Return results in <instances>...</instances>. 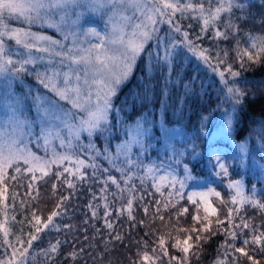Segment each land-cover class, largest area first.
Instances as JSON below:
<instances>
[{
    "label": "snow or ice",
    "instance_id": "obj_1",
    "mask_svg": "<svg viewBox=\"0 0 264 264\" xmlns=\"http://www.w3.org/2000/svg\"><path fill=\"white\" fill-rule=\"evenodd\" d=\"M81 6H86L87 11L91 13L103 12L107 15L105 25L107 31L104 34L99 33L95 28L84 31L83 35L96 38V42L90 43L88 47L79 41L78 37L81 33L65 31L71 18V10L79 9ZM244 7V3L240 0H0V89H3L0 91V215L4 216V219L0 220V234L3 235L0 247L6 246L4 255L0 256V264H28L29 249L33 241L38 238L37 234L52 225L53 218L60 215L59 211H53L46 221H42L33 212L32 221L29 223L34 232L28 234L27 247H24L25 241L21 233L16 237V243L20 248H16L8 239L10 225L6 212L8 187L5 180L16 181L18 187H23V181L27 179V194L30 196L38 179L36 173L39 172V179H42L52 174V168L55 166L56 180L63 177L67 187L74 189L76 185L68 177H75L79 181L86 180L87 175L83 171L85 168H92L95 177L98 168L96 160L101 156L109 163L108 168L102 169L106 174L103 181L104 188L101 189L103 195L100 197L104 201V226L108 229L113 228V224L108 220L112 212L107 195L109 185H113L116 189L112 193L114 199H122L125 193L128 196L126 206L117 209L118 214L127 211L129 219L134 220L133 203L139 199L146 216L149 215L150 208L154 209L148 224L143 220L139 223L151 228V224L159 220L161 229H167L166 233L158 235L157 240L154 241L158 245L160 256L153 258L146 250L142 253L138 251L141 264H156V260L160 257H167L168 264L173 262L190 264V254L198 258L201 242L206 243L211 236L216 235L217 231L225 232L226 240L231 239L232 243L226 245L228 249L247 257L252 264H258L252 256H249L246 248L249 244H253L264 252L262 246L264 232L257 235L258 229L253 228L250 220H246L240 213L245 205L264 212V202L257 199L255 193L251 196L246 195L240 181H229L227 184L232 206L227 207L226 216L221 218L212 198L225 206L229 201H225L215 188L207 187L206 190L194 188L186 193L188 182L195 177L187 164L183 165L182 177L176 174V165L181 163L182 152L177 153L173 147L165 146V150L171 152L168 159L161 160L160 163H144L141 157L147 150L145 137L148 130L141 120L124 125L127 138L116 145L114 154L108 149L101 153L92 143V137L103 136L110 131L112 126L110 114L119 111L114 106V97L133 74L138 58L144 54L149 58L152 57V52L146 53V45L157 37L160 26L164 24L169 26L170 32L179 33L182 37L180 43L219 76L221 91L232 102L235 113L238 107L243 105L247 92L238 86L237 78L241 72L234 70L232 63H229V50L227 48L218 50L215 57L207 55L209 50L202 49L199 44L190 40L188 31L182 28L180 21L191 19L200 24L197 40L203 39L210 30L211 38L217 41L233 37L234 62L239 63L241 69H246L249 63L258 64L264 60V35L246 33V40L241 43L238 35L240 28L236 21L244 17L235 16L234 9L243 12ZM83 14L78 11L76 20L72 23L76 24ZM13 21L18 26H11ZM34 25L57 29L61 32L63 40H56L33 31ZM188 27H191V24ZM221 27L224 28L223 31L220 30ZM65 41H70V44L66 45ZM176 47L177 44L173 42L171 48L174 50ZM172 54V51L165 50L163 57L165 63L171 64ZM157 59H160L159 56ZM37 64L44 65V71L35 72L37 80L53 96L35 98L38 115L36 121H29L21 112L20 100L6 89L19 74H31L29 65L35 69ZM222 64L225 65L223 70L220 68ZM61 102H65L70 107H66ZM37 121L40 131L33 136L32 124ZM227 124L231 129L232 115L228 116ZM25 128L28 130L25 131ZM200 131H205L203 123ZM82 133L87 134V145L80 143ZM57 143L64 151H57ZM31 144L42 147L45 155L43 157L37 155L32 151ZM82 147L88 149L87 161L77 154V149ZM134 149H138V152H134ZM239 151L242 157L247 156L246 145H240ZM215 160L218 168L216 175L227 176L228 168L221 157L216 156ZM65 161L69 166H64ZM241 162L243 163V159ZM260 167L264 169V165ZM61 168L63 171L60 170ZM9 169L12 170L11 176L8 174ZM113 170L120 174L119 178L111 174ZM65 173L68 174L67 177ZM137 180L139 185L135 183ZM146 180L151 181V188L154 191L147 190ZM52 190L55 193V183L52 185ZM37 194H39L38 189ZM17 197L18 193L13 192V204ZM146 197L151 200L146 202ZM67 199V196L61 197L56 205L57 209H60ZM185 199L189 205L194 206L190 228L181 226L180 222L181 216L189 214V208L180 205ZM20 203L22 209L25 202ZM98 207L99 205L89 204L93 219L97 218ZM172 209L175 211L172 212ZM165 212L170 213L167 218ZM234 214L239 217V223L233 222ZM212 217H215V221ZM12 220H15L14 215ZM226 222L228 227L225 229L221 226ZM244 229L249 230L250 237L245 236ZM55 230L59 231L58 228ZM151 231L155 233L156 229ZM173 232L177 234L173 235ZM179 233L184 235L181 236ZM148 235L149 232H146L145 236ZM238 238L242 246L236 245ZM113 239L121 240L122 237L117 233ZM169 239L172 241L171 248L181 253V256H169ZM136 243L147 248L145 240ZM59 244V241L50 244L47 251L57 252ZM8 248H11L10 256ZM194 248L197 251L194 252ZM83 251L84 249L81 248L80 252ZM152 252L156 253L157 248L154 247ZM68 256L75 260L78 258V253L72 251ZM235 259L233 257L234 261ZM217 264H226V261H217Z\"/></svg>",
    "mask_w": 264,
    "mask_h": 264
},
{
    "label": "trees",
    "instance_id": "obj_2",
    "mask_svg": "<svg viewBox=\"0 0 264 264\" xmlns=\"http://www.w3.org/2000/svg\"><path fill=\"white\" fill-rule=\"evenodd\" d=\"M240 2L245 5L244 11L234 9V15L244 17V19L236 21L240 28L238 35L243 44L246 40V33L264 35V0H240ZM177 19H179V13H177ZM221 19L223 20V17ZM180 23L182 28L188 31L190 40L199 44L202 49L209 50L207 55L215 57L218 50L225 48L229 50V63H232L234 70L241 72L237 78L238 86L247 92L243 105L233 113V104L221 91L220 80L216 73L200 65L194 58L179 51L180 49L168 48L173 54L171 64L165 63L163 44L151 40L146 45V53L152 52V57L149 58L147 54H144L138 58L133 74L120 87L113 99L114 106L119 111L110 114L109 119L112 125L110 131L103 136L92 137V143L101 153L108 149L114 154L116 145L127 138L124 125L126 123L134 124L136 120H141L148 130L145 137L147 150L141 157L144 163H160L161 160L168 159L171 152L166 151L165 146L173 147L177 153L182 152L181 163L176 165L179 176H183V165L187 164L195 177L189 182L211 181L212 187L221 193L225 201H229V204L225 206L214 197L212 198L214 206L219 210V216L224 218L227 214V207L232 206L228 200L230 191L225 187L229 181H240L246 195L251 196L255 193L256 198L264 202V169L260 167V165H264V60L258 64L249 63L246 69H241L239 63L234 62L235 52L232 49L235 47V39L233 37L217 41L211 38L210 30L203 39L197 40L200 24L191 19L181 20ZM189 24L191 27H188ZM11 26L18 25L13 21ZM32 30L58 40V35L42 27L33 26ZM220 30L223 31L224 28L221 27ZM158 36L167 43L168 33L161 35L159 31ZM86 44L89 45L90 42L88 41ZM157 56H159V60ZM28 67L31 74H19L8 84L6 90L20 100V107L23 106L25 113L36 114L35 98L37 96L52 97L53 94L49 95L48 90L39 83L35 75L37 70L44 71V65L37 64L35 69L31 65ZM224 67L225 65H220L221 70ZM61 103L66 107L70 106L65 102ZM230 106L232 107L231 113H229ZM229 115H232L229 134L237 144L246 145L247 156L242 157L240 151H237L231 166L228 167V175L217 176L215 151L219 150L221 146L223 147L224 143L216 141L214 136L216 131L224 127V122L227 121ZM32 121H36V119ZM202 123L205 128L204 132L200 131ZM33 125L37 129L38 121L33 123L32 127ZM80 143L88 144L86 133L81 134ZM134 152H138V149H134ZM77 154L87 161L88 149L86 147L78 148ZM96 163L98 168L95 177L92 168L83 169L87 175L86 180L79 181L75 177H68L76 185L74 189L67 187L63 182V177L56 180L54 176L56 167L52 169V174L42 179H39L40 175L36 173L38 179L30 196L27 194V179H24L23 187H18L16 181L5 180L8 187L6 212L10 225L8 239L16 248H20V245L16 243V237L21 233L23 234L22 239L25 241L24 247H27L28 234L34 232L29 223L32 221L33 212L42 221H46L53 211L60 212V215L53 218L52 225L37 234L38 238L33 241L32 247L29 249L28 264H134V262L141 264L137 253L138 251L142 253L145 250L153 258L160 256L158 245L154 243L157 240V231L152 233L151 228L142 226L140 223L137 224L135 219L130 220L127 211L118 214L117 209L126 206L128 196L125 193L122 199H114L112 193L116 189L113 185H109L107 193L112 212L108 220L113 224V228L108 229L104 226V201L100 197L103 195L101 189L104 188L103 181L106 174L102 169L108 168L109 163L103 159V156L98 157ZM64 166H69L67 161L64 162ZM60 170L63 171V168ZM8 174L11 176L12 171ZM111 174L117 178L120 176L114 170ZM67 176L68 174L65 173V177ZM53 183L56 184L55 193L52 190ZM135 183L139 185L138 180ZM145 187L148 191H154L151 188L150 180L145 181ZM37 189L39 194H37ZM13 192L18 193L15 204L12 200ZM156 195L159 198L158 194ZM65 196L68 199L63 202L60 209H57L56 205L60 198ZM137 196H139V192H137ZM150 200L151 198L146 197V202ZM21 201L25 202L22 209ZM90 203L94 206L99 205L96 209L98 215L95 219L92 218ZM182 203L187 202H180V204ZM190 207L194 206L190 205ZM153 211L154 209L150 208L149 215L146 216L140 200L137 199L133 203V216L136 218V215L142 214L145 224L149 223V217ZM190 212L193 213L192 210ZM191 214L185 228L192 226ZM13 215L14 221L12 220ZM240 215L246 220H250L253 228L258 229L257 235L264 232V212L245 205ZM3 219L4 216L0 215V220ZM212 219L215 221V217ZM233 222L239 223V217L235 214ZM221 227L226 229L227 222ZM56 228L59 231L55 230ZM213 228L215 230V223ZM146 232H149L148 236H145ZM117 233L121 235V240L113 239ZM244 233L245 236H251L248 229H244ZM179 235L183 236L184 234L179 233ZM205 235L209 234L205 233ZM226 235L225 232L217 231L216 235L211 236L206 243L202 241L198 258L190 254V264H217V261H226V264H252V261L247 257L226 247L227 244L232 243L230 238L226 240ZM140 240L147 241L146 249L143 245L135 243ZM2 241L3 235L0 234V243ZM57 241L60 242L58 251L49 253L47 250L50 244H56ZM171 243L172 241L169 239V256H181V253L171 248ZM132 244L139 247L137 252L121 259L124 249ZM222 245L225 246L222 247ZM236 245L242 246L239 238ZM4 247H0V256L4 255ZM154 247L157 248L156 253L152 252ZM81 248L84 249L83 252H80ZM72 251L78 253V258L75 260L68 256V253ZM193 251L195 252L197 249L194 248ZM246 251L258 264H264V252L260 251V247L249 244ZM8 255H11V248H8ZM233 257L236 258L235 261ZM156 264H168V258L160 257L156 260Z\"/></svg>",
    "mask_w": 264,
    "mask_h": 264
},
{
    "label": "rangeland",
    "instance_id": "obj_3",
    "mask_svg": "<svg viewBox=\"0 0 264 264\" xmlns=\"http://www.w3.org/2000/svg\"><path fill=\"white\" fill-rule=\"evenodd\" d=\"M78 11L79 12H83L84 14L80 16V18H79V20L77 21L76 24H73L72 21L76 20V13ZM70 17L71 18H70L67 26L65 27V31H75V32L81 33L78 38H79V41L82 42L85 47L89 46L88 44H86V42H88V41L90 43H95L96 42V38L95 37H93L91 35H89V36L83 35V33H84V31L86 29L95 28V30L98 31L101 34H104L107 31V28L105 26L106 25V21H107V15L105 13H103V12L91 13V12L87 11L86 6H81L79 9L73 8L71 10ZM34 26L40 27L39 25H34ZM42 28L47 29L49 31H52V33L58 35L57 36L58 40H63V36H62L61 32H59L57 29L48 28V27H42ZM162 29H164V30H162ZM159 31L161 32V35L164 34V33H168L167 43H165L160 38V36H158V35H157V37L153 38L152 40L157 41V42H161L163 44V48H164L163 51H165L168 48H171V44L173 42H175L177 44V47L174 50H179L180 49L179 51H183L190 58L191 57L194 58V60H196L198 63H200V65H203L205 68H208L209 70L212 71V69L210 67L206 66L203 63L202 60L198 59L197 56L193 54V52L189 51L186 46H184L183 44L180 43V41L182 40V37L180 36L179 33L170 32L169 26L167 24H164V25L160 26V30ZM64 43L67 45V44H70V41H65ZM48 93H49V95L52 94L49 91H48ZM67 107H70V106H67ZM231 108L232 107L230 106L229 113L232 112ZM20 109H21V112L24 114V116L29 121H32V120L37 118V115H38L37 111H36V114H29V113H25V110L23 109V106L20 107ZM27 130L28 129L25 128V131H27ZM228 130H229L228 124H227V121H225L224 122V127L222 129L216 131L215 136H214V139H216V141L218 140V141H222L224 143L223 147L221 146L219 148V150L215 151V156H220L221 160L226 164L227 168L231 166V164L233 162V158L235 156V153H237V151H239V146H240L235 141H233L232 136L229 134ZM39 131H40V125H39V127L37 129L35 128L34 125L31 128V132H32L33 136L37 135L39 133ZM30 147H31L32 151H34L37 155H39L41 157H43L45 155L44 149L42 147L37 146L35 144H31ZM56 149H57V151H64L63 149L59 148L58 143L56 145ZM54 167L55 166H53V168ZM11 171L12 170L9 169L8 173H11ZM37 173L40 175L39 172H37ZM176 174L179 176V173H178L177 169H176ZM207 187H212V182L211 181L205 182V181L201 180L200 182H189L188 183V187L186 188V193L188 191L193 190L194 188H200V189L206 190ZM225 187H226V189H228L227 185ZM243 189H244V186H243ZM230 196H231V193H230ZM228 200H230V197H228ZM183 201L187 202L186 200H183ZM183 201H181V202H183ZM180 205L187 206L189 208V212H190V210L194 211V207H190V205L188 203H185V204L182 203ZM171 211L174 212L175 209H172ZM191 213L192 212H190V214ZM169 214H170L169 212H166L165 213V217L167 218L169 216ZM190 214H187L186 216H181L180 217L181 226L184 227L186 225V223L189 221L188 217H189ZM132 215H133V209H132ZM135 220H136L137 224H139V222L141 220H143L142 214L136 215ZM174 222L175 221H173V223ZM152 228L156 229L158 235L164 234V233L167 232V229H161V222L159 220H157L154 224H151V229ZM172 234L176 235L177 233L173 232ZM138 249H139V247L136 244L130 245L127 249H124V251L122 252L121 259H124L125 257H129V256L135 254Z\"/></svg>",
    "mask_w": 264,
    "mask_h": 264
}]
</instances>
